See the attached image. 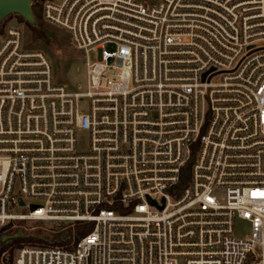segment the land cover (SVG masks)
I'll return each mask as SVG.
<instances>
[{"label":"built area","instance_id":"2783aa9c","mask_svg":"<svg viewBox=\"0 0 264 264\" xmlns=\"http://www.w3.org/2000/svg\"><path fill=\"white\" fill-rule=\"evenodd\" d=\"M40 11L84 54L86 90L2 29L0 230L57 222L67 237L2 247L0 264H264V0Z\"/></svg>","mask_w":264,"mask_h":264},{"label":"rangeland","instance_id":"374dc122","mask_svg":"<svg viewBox=\"0 0 264 264\" xmlns=\"http://www.w3.org/2000/svg\"><path fill=\"white\" fill-rule=\"evenodd\" d=\"M34 0H32L33 4ZM39 20L35 25L19 22L16 14H11L0 23V29L8 25H15L23 34V46L28 49H36L44 52L52 64L54 78L57 82L65 85L70 91L84 92L86 90L85 62L86 58L81 51L75 50L70 44L69 35L62 29L49 25L41 20V11L37 10ZM3 38L0 32V41ZM90 61H95V51L88 54ZM83 107L86 103L83 102ZM86 137L83 136L82 144L85 145ZM27 203L32 199L26 198ZM14 212L24 213L27 209L15 208ZM248 224L241 220L235 221V234L243 235L248 232ZM65 230L57 222L14 220L9 227L0 232V240L8 239L10 242L19 240L26 245L46 246L64 236ZM77 237V236H76ZM7 244V245H8ZM6 245V246H7ZM18 246V245H17Z\"/></svg>","mask_w":264,"mask_h":264},{"label":"water","instance_id":"95a60500","mask_svg":"<svg viewBox=\"0 0 264 264\" xmlns=\"http://www.w3.org/2000/svg\"><path fill=\"white\" fill-rule=\"evenodd\" d=\"M11 14L20 16L29 25H35L37 22L32 12V0H0V23ZM34 208L35 206L31 205L30 209ZM8 239L0 240V248L8 244Z\"/></svg>","mask_w":264,"mask_h":264},{"label":"trees","instance_id":"16d2710c","mask_svg":"<svg viewBox=\"0 0 264 264\" xmlns=\"http://www.w3.org/2000/svg\"><path fill=\"white\" fill-rule=\"evenodd\" d=\"M42 0H34L33 4H32V12H33V15L35 16V18L37 20H39V14L37 13V10L40 9V2ZM18 19L19 22H23V19L18 16V15H15ZM0 32H2V29H0ZM91 229V225H79L76 227V231L80 234V235H84L86 234L88 231H90ZM1 231V230H0ZM67 237V234H65L64 236H62L61 239L58 240V238L56 237L55 239V242L54 243H50V244H57V245H63L64 244V240L66 239ZM64 239V240H63ZM20 244V241L19 240H16V241H13V242H10L7 246H4L1 250H4L8 247H16L17 245L19 246ZM36 245V244H34ZM41 246V245H40Z\"/></svg>","mask_w":264,"mask_h":264},{"label":"snow or ice","instance_id":"6c2138e0","mask_svg":"<svg viewBox=\"0 0 264 264\" xmlns=\"http://www.w3.org/2000/svg\"><path fill=\"white\" fill-rule=\"evenodd\" d=\"M261 195H264V194H261Z\"/></svg>","mask_w":264,"mask_h":264}]
</instances>
